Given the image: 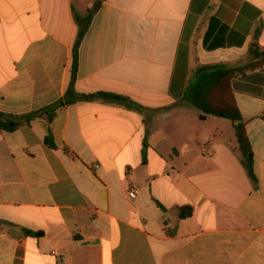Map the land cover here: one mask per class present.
<instances>
[{"label": "crops", "instance_id": "0c3cea01", "mask_svg": "<svg viewBox=\"0 0 264 264\" xmlns=\"http://www.w3.org/2000/svg\"><path fill=\"white\" fill-rule=\"evenodd\" d=\"M94 2L0 0V115L37 114L0 130V264H264V64L245 69L264 61V0H106L68 96ZM214 64L243 69L257 184L233 124L185 100ZM98 93L143 111L72 100Z\"/></svg>", "mask_w": 264, "mask_h": 264}, {"label": "trees", "instance_id": "16d2710c", "mask_svg": "<svg viewBox=\"0 0 264 264\" xmlns=\"http://www.w3.org/2000/svg\"><path fill=\"white\" fill-rule=\"evenodd\" d=\"M103 5L100 0H95L94 6L90 9L85 17L76 15V20L79 26L78 39L74 48V76L68 91L69 94L74 93V79L77 68L78 50L83 41L89 27L92 23L94 15ZM260 32L254 35V41L250 47L249 55H260L261 49L259 46ZM264 64V61L258 64L248 65L245 69H254ZM243 69L233 67L228 64H214L199 67L194 74V84L188 89L185 100L194 109L201 113V118L213 116L225 120H229L235 129V136L239 144L240 152L243 157V164L254 184H257V178L253 167V151L246 132V123L238 108L234 92L232 89V81L236 75L242 72ZM73 102L78 101H95L101 100L103 102L123 105L130 110L143 111V107L134 103L131 99L114 94L98 93L91 96H77L72 99ZM62 105V104H60ZM37 114H29L22 117L0 115V130L3 132H14L21 126L30 124ZM51 120V119H50ZM46 143L55 148V144L51 136L46 138ZM147 147V143H146ZM192 215V209L185 207L181 209L180 217L182 219ZM40 236L41 234H34Z\"/></svg>", "mask_w": 264, "mask_h": 264}, {"label": "built area", "instance_id": "2783aa9c", "mask_svg": "<svg viewBox=\"0 0 264 264\" xmlns=\"http://www.w3.org/2000/svg\"><path fill=\"white\" fill-rule=\"evenodd\" d=\"M139 194V190L136 187H133L129 191V198L135 200Z\"/></svg>", "mask_w": 264, "mask_h": 264}, {"label": "water", "instance_id": "95a60500", "mask_svg": "<svg viewBox=\"0 0 264 264\" xmlns=\"http://www.w3.org/2000/svg\"><path fill=\"white\" fill-rule=\"evenodd\" d=\"M100 1L104 2V1H106V0H100Z\"/></svg>", "mask_w": 264, "mask_h": 264}]
</instances>
